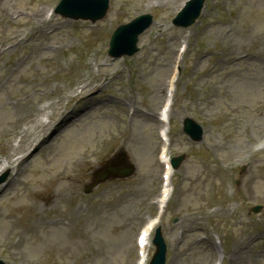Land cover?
I'll return each mask as SVG.
<instances>
[{
    "label": "rangeland",
    "instance_id": "374dc122",
    "mask_svg": "<svg viewBox=\"0 0 264 264\" xmlns=\"http://www.w3.org/2000/svg\"><path fill=\"white\" fill-rule=\"evenodd\" d=\"M257 2H258V4H260V5H264V0H257ZM249 6V5H248ZM254 7L253 6H251V9H253ZM262 8V7H261ZM247 21H248V10H243L242 12H241V18H240V24H239V26H240V28L243 30V33H242V35L244 36V37H248V38H252L253 39V44H255L256 43V41L260 38V36H259V33L260 32H264V26L263 25H261L259 22H256L255 24H254V26H253V28H254V32H253V34H251L250 32H248L247 30H246V23H247ZM247 45H249V43H246ZM241 84L242 85H246V86H251V87H253V88H256L257 87V85L255 84V83H250L249 85H247V83L246 82H241ZM251 90H252V88H250ZM250 90V93H252V91ZM259 188V185L258 184H256L255 185V189H258Z\"/></svg>",
    "mask_w": 264,
    "mask_h": 264
}]
</instances>
